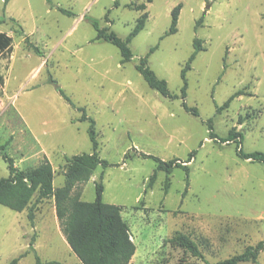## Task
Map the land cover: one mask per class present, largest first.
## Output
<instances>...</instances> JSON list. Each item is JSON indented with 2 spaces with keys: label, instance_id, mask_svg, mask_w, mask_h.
<instances>
[{
  "label": "rangeland",
  "instance_id": "374dc122",
  "mask_svg": "<svg viewBox=\"0 0 264 264\" xmlns=\"http://www.w3.org/2000/svg\"><path fill=\"white\" fill-rule=\"evenodd\" d=\"M113 1L0 0V33L12 40L10 53L0 55L5 153L21 170L47 158L53 188L62 187L66 159L92 152L82 109L95 121L107 166L79 187L81 200L93 202L101 183L102 202L121 208L136 247L131 264H213L264 241V164L238 155L264 153V0H118V7ZM139 5L145 10L136 11ZM177 5V32L165 36ZM143 12L144 29L128 45L132 58L121 64L115 46L95 40L92 22L124 40ZM194 39L204 51L186 74L184 102L197 117L180 97ZM154 47L147 65L174 100L150 89L135 69ZM231 132L241 134L240 144L228 139ZM141 154L177 160L188 176L181 167L156 171V162ZM7 175L0 157V179ZM27 214L0 205V264L30 244L34 252L17 264H35V255L43 264H80L52 199L37 204L33 223ZM176 233L194 241L201 257L170 244ZM255 264H264V250Z\"/></svg>",
  "mask_w": 264,
  "mask_h": 264
},
{
  "label": "trees",
  "instance_id": "16d2710c",
  "mask_svg": "<svg viewBox=\"0 0 264 264\" xmlns=\"http://www.w3.org/2000/svg\"><path fill=\"white\" fill-rule=\"evenodd\" d=\"M7 2L8 0H3L4 5H6ZM113 5L114 7H118V0H114ZM135 10L144 11L145 6H135ZM180 10L181 5H177L171 11L170 28L165 36L173 35L177 32ZM61 11L66 13L63 10ZM146 20L147 13L143 12L136 20L133 30L124 40L120 39L109 30L99 28L98 22L93 21L92 25L96 30L95 40L104 41L115 46L121 55V64H125L132 58L128 45L131 40L144 29ZM11 21L15 22L12 19ZM18 33L22 34L20 28ZM11 43L12 40L9 36L0 33V55L10 53ZM28 46L33 49L34 52L40 54L36 46L30 43ZM155 49L156 47L152 48L146 57L140 59L135 69L142 76L150 89L164 98L174 100L177 96L171 94L166 81L157 78L147 65V58ZM202 51H204V49L202 48L201 41L199 39H194L193 52L181 70L183 86L181 88L180 97L183 100L182 107L185 111L192 113L196 117L198 116L197 111L193 108H189L184 102L187 90L186 74L191 69V64L197 54ZM2 86L3 78L0 74V88ZM59 94L66 102L70 103L69 98L65 96L62 91H59ZM238 95H240L239 92L235 93L230 97L228 102ZM79 111L82 112L80 121H87L89 123L88 136L92 152L90 154L75 155L66 159L63 173L64 184L60 188H53L52 182L54 172L47 158H44L35 168L21 170L14 165L12 158L5 153V145H0V157L6 163L8 171L7 177L0 179V205L18 213L27 209V218L30 223H33L37 204L52 199L55 216L61 233L70 251L76 256L80 264H131L130 262L135 254L136 247L131 240L129 228L122 219L121 208L102 202L103 185L101 183L95 185V200L93 202H84L81 200V190L79 187L90 179L98 166L105 167L107 163L101 160L98 155L95 121L87 117L84 110L79 109ZM209 134L213 136L211 131ZM212 138L215 137L213 136ZM228 139L238 140L239 144L242 140L241 134L234 132L229 134ZM238 155L245 160L264 164V153L255 152L244 154L239 150ZM141 156L155 161L157 164L156 171H164L168 175L174 168L181 167L188 176L187 166L178 164L177 160L163 162L149 155L141 154ZM192 156L193 153L189 155L188 162ZM156 171L149 179L148 187L153 184L156 178ZM168 242L190 253L194 257H201L196 243L184 234L176 233ZM30 250L34 252L32 244L29 246V251ZM262 250H264V241L259 242L255 246L246 247L241 254L213 264H241L247 262L255 264ZM29 251H26L20 257L23 258L26 256L29 254ZM20 257L13 259L9 264H17ZM35 264H43L37 255H35ZM45 264L54 263L47 262Z\"/></svg>",
  "mask_w": 264,
  "mask_h": 264
}]
</instances>
